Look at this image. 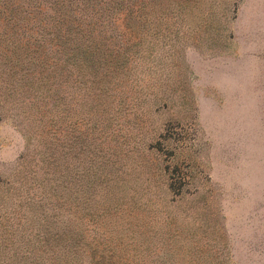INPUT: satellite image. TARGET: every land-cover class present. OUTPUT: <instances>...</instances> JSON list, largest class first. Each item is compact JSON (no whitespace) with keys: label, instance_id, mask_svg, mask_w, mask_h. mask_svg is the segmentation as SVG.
<instances>
[{"label":"rangeland","instance_id":"1","mask_svg":"<svg viewBox=\"0 0 264 264\" xmlns=\"http://www.w3.org/2000/svg\"><path fill=\"white\" fill-rule=\"evenodd\" d=\"M92 3L0 0V262L264 264V0Z\"/></svg>","mask_w":264,"mask_h":264},{"label":"trees","instance_id":"2","mask_svg":"<svg viewBox=\"0 0 264 264\" xmlns=\"http://www.w3.org/2000/svg\"><path fill=\"white\" fill-rule=\"evenodd\" d=\"M92 2H93V0H78V3H83V5H79V6H92V7H94V4L95 3H92ZM101 2L102 3H105V0H101ZM69 5H72V4L69 2ZM105 10H107V8ZM76 30L77 29H75V30H72L71 29L70 36H69L70 38H75L76 37V35H77V31ZM86 32L88 33V35H85L83 37H87L88 41H86V40L85 41H82L81 40V42H82V45L89 50L90 56H86L83 59L81 65L88 66L89 64H92V66H93L94 59H93V55H92L91 52L97 49V45H94L93 44V41H92V38H91V36H93V33H91L88 30ZM82 33L84 35L85 30H82ZM41 38H43V37H41ZM58 40H59L58 43L56 45H54V47H53V49L55 50V56H56L55 57L56 58L55 61H56V63H58L61 60L63 47L67 45V41H65L66 40V37H65V40H64L65 42L64 43L62 41L63 39H58ZM40 48H41V45L39 43H36V48L34 49V52L37 53ZM78 49H79V46H78ZM75 51H76V47H73V55L70 56L69 61L72 60L73 62H75L78 59L77 57L79 56V52L78 53H75ZM81 56L82 55H80V57ZM6 263L7 262H0V264H6ZM8 264H26V260L23 259V260H20L18 262H15V263H8Z\"/></svg>","mask_w":264,"mask_h":264}]
</instances>
